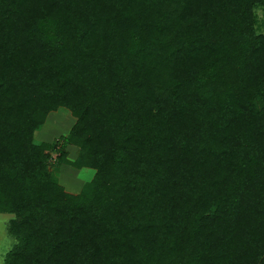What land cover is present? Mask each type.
<instances>
[{"label":"trees","instance_id":"trees-1","mask_svg":"<svg viewBox=\"0 0 264 264\" xmlns=\"http://www.w3.org/2000/svg\"><path fill=\"white\" fill-rule=\"evenodd\" d=\"M258 6L0 0V264H264ZM58 108L74 194L32 142Z\"/></svg>","mask_w":264,"mask_h":264},{"label":"rangeland","instance_id":"rangeland-1","mask_svg":"<svg viewBox=\"0 0 264 264\" xmlns=\"http://www.w3.org/2000/svg\"><path fill=\"white\" fill-rule=\"evenodd\" d=\"M252 16L255 33L264 34V7L253 8ZM74 121L75 119L70 116L67 110L58 108L46 114L43 123L34 131L32 136V142L35 145L43 142L55 144V150L49 152L51 173L56 176L57 183L65 192L73 194L78 193L94 174L92 169H76L65 162L58 166L54 165L59 154L57 150L59 147L64 153L66 162H73L75 159L77 148L72 145H61V138L68 133ZM11 217V214L0 213V263L11 245L10 239L5 234V224Z\"/></svg>","mask_w":264,"mask_h":264}]
</instances>
